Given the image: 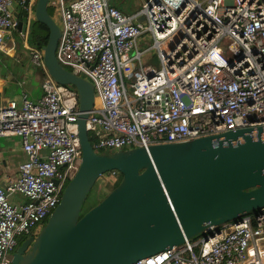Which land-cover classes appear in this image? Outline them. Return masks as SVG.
<instances>
[{"label": "built area", "instance_id": "1", "mask_svg": "<svg viewBox=\"0 0 264 264\" xmlns=\"http://www.w3.org/2000/svg\"><path fill=\"white\" fill-rule=\"evenodd\" d=\"M25 2L0 0L2 52L17 49L11 8ZM36 2L28 0L21 36L45 71L41 95L0 97V137H18L26 156L0 184V264H12L19 238L39 233L82 160L78 93L54 80L43 47L28 42ZM50 3L61 27L58 60L95 88L86 126L97 152L264 125V0H141L131 13L109 0ZM117 172L103 184H114ZM133 264H264V208Z\"/></svg>", "mask_w": 264, "mask_h": 264}, {"label": "water", "instance_id": "2", "mask_svg": "<svg viewBox=\"0 0 264 264\" xmlns=\"http://www.w3.org/2000/svg\"><path fill=\"white\" fill-rule=\"evenodd\" d=\"M50 2L37 0L33 21L49 28L43 46L48 73L78 93L82 160L58 206L39 233L16 248L12 264H133L264 208V125L97 152L86 126L95 88L58 60L61 27ZM27 4L11 8L22 35ZM137 21L146 23L143 16ZM113 170L122 174L121 182L84 212L91 191Z\"/></svg>", "mask_w": 264, "mask_h": 264}, {"label": "crops", "instance_id": "3", "mask_svg": "<svg viewBox=\"0 0 264 264\" xmlns=\"http://www.w3.org/2000/svg\"><path fill=\"white\" fill-rule=\"evenodd\" d=\"M109 2L127 13L137 9L132 0H109ZM14 33L21 34L18 30ZM18 48L17 45L16 51L10 53L0 51V97L5 102L20 98L23 92L37 99L42 92L43 77L40 70L32 63L30 53L18 51ZM3 54L4 57L1 56ZM25 158L18 137H0V184L5 183L9 175H17L19 165Z\"/></svg>", "mask_w": 264, "mask_h": 264}, {"label": "trees", "instance_id": "4", "mask_svg": "<svg viewBox=\"0 0 264 264\" xmlns=\"http://www.w3.org/2000/svg\"><path fill=\"white\" fill-rule=\"evenodd\" d=\"M139 6L140 5H137L136 8H138ZM18 35L21 36V34H19V33H18ZM48 39H49V28L43 23L34 21L32 26H31V29L29 31V36H28L29 44L34 46V47L41 48L45 44H47ZM36 68L40 70L42 77H44L45 71L39 66H36ZM72 88L75 89L74 87H72ZM117 173H118V180L113 185L110 183H105L103 185H99V182L96 184V186H95L96 189L95 190L93 189L88 196V199H87L85 206H84V212L88 211L91 207H93L97 203H99L110 192V188L112 190L114 187H116L121 182L122 174L120 172H117ZM109 186H110V188H109ZM46 220H48V218Z\"/></svg>", "mask_w": 264, "mask_h": 264}, {"label": "rangeland", "instance_id": "5", "mask_svg": "<svg viewBox=\"0 0 264 264\" xmlns=\"http://www.w3.org/2000/svg\"><path fill=\"white\" fill-rule=\"evenodd\" d=\"M129 1V0H128ZM133 1V3H134V7H137V5H140L141 4V0H132ZM18 9H20L19 7H18ZM49 10H50V13L52 14V15H54V14H57V11H56V9L53 7V6H51V3H50V6H49ZM33 22L34 21H32L31 22V26H32V24H33ZM30 29H31V27H30ZM14 32H16V31H14ZM16 35V36H15ZM15 38V43L18 45V51L20 50V51H22V52H30L29 50H26L25 48H24V45H23V43H24V40L26 39V37L24 38V37H21L20 35H18L17 33H14V35H13ZM28 36V35H27ZM152 43V41H148L146 44H151ZM142 44H145V43H142ZM146 46V45H145ZM145 46H141L140 48L141 49H143ZM4 55L5 54H3V55H1L2 57H4ZM143 59H144V63H149V64H153L155 67H157V68H159L160 67V62H159V59L157 58V56H155L154 58H152V55H145L144 57H143ZM110 184H112V183H110ZM99 185H103V182H102V180H100L99 181ZM113 185V184H112ZM109 188H110V186H109ZM96 189V187H94V190ZM110 191H111V188H110ZM46 219H45V223H46ZM26 238V235H24V236H22L21 238H19V243H21L24 239Z\"/></svg>", "mask_w": 264, "mask_h": 264}, {"label": "clouds", "instance_id": "6", "mask_svg": "<svg viewBox=\"0 0 264 264\" xmlns=\"http://www.w3.org/2000/svg\"><path fill=\"white\" fill-rule=\"evenodd\" d=\"M24 240H25V239H24ZM24 240H23V241H24ZM19 245H20V243H19ZM19 245H18V246H19ZM18 246H17V247H18Z\"/></svg>", "mask_w": 264, "mask_h": 264}, {"label": "flooded vegetation", "instance_id": "7", "mask_svg": "<svg viewBox=\"0 0 264 264\" xmlns=\"http://www.w3.org/2000/svg\"><path fill=\"white\" fill-rule=\"evenodd\" d=\"M116 183V182H115Z\"/></svg>", "mask_w": 264, "mask_h": 264}]
</instances>
